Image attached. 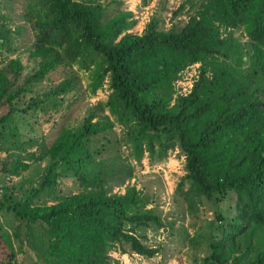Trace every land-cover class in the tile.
Segmentation results:
<instances>
[{
    "label": "trees",
    "instance_id": "16d2710c",
    "mask_svg": "<svg viewBox=\"0 0 264 264\" xmlns=\"http://www.w3.org/2000/svg\"><path fill=\"white\" fill-rule=\"evenodd\" d=\"M26 1L35 37L29 54L39 67L28 70L19 57L0 64V143L13 122L34 130L42 112L66 102L78 77L76 63L92 66L93 92L108 79L111 92L100 107L125 134L116 135L109 120H94L96 108L79 127L59 131L38 157L51 158L39 186L15 201L0 197V208L15 219L10 231L0 230V264H116L115 248L158 254L161 246L146 244L138 231H170L174 221H166L157 204L148 207L154 200L135 185L113 191L112 177L121 171L132 176L120 168L123 146L138 163L179 149L185 173L177 190L191 214L206 200L232 201L226 213L215 212L209 235L201 230L190 237L196 250L205 249L195 253L194 264H264V0H204L179 26L174 19L183 2L169 27L153 15L140 33L124 0ZM239 29L246 42L236 35ZM2 31L0 24L5 41ZM197 62L191 90L173 101V83ZM62 66L68 75L45 86ZM28 166L16 152L0 157L6 177ZM65 167L80 189L51 203L41 200ZM256 231L260 245L253 242Z\"/></svg>",
    "mask_w": 264,
    "mask_h": 264
},
{
    "label": "rangeland",
    "instance_id": "374dc122",
    "mask_svg": "<svg viewBox=\"0 0 264 264\" xmlns=\"http://www.w3.org/2000/svg\"><path fill=\"white\" fill-rule=\"evenodd\" d=\"M124 1L125 7L132 10L138 19L133 30L140 33L153 15L162 19L164 27H169L172 23V12L185 2V7L174 19L177 25H183L204 0H150L147 5H144L142 0ZM27 7L26 0H0V24L5 40H0V64L11 58L19 57L26 68L32 70L34 67L38 68L39 63L29 54V48L35 37L26 14ZM236 35L241 41H247V36L242 30H237ZM200 66V62L194 63L180 73L173 83V101L178 95L191 90L194 81L199 76ZM73 68L78 77L72 89L65 94L66 102L60 103L55 109H49L47 113L42 112V117L36 122L34 130H31L29 123L17 126L14 122L4 130L3 140L0 143V157L3 158L16 152L29 164L27 169L12 173L9 177L0 172V197L4 200L9 202L18 200L39 186L44 179L51 158L49 155L42 159L38 157L50 147L64 126L79 127L90 111L95 108L98 114L94 120H109L114 124L116 135L121 137L125 134L124 128L115 117L107 109L100 107V103L105 102L111 92L108 79H105L102 86L93 92L90 87L92 66L83 68L76 63ZM69 72V68L59 67L49 74L44 80V85L58 83ZM56 102H60L58 98ZM122 149L124 157L119 160L123 162L120 168L122 170L126 167L131 169L132 176L127 177V173L121 171L112 177L110 184L113 191L123 193L128 184L135 185L147 192L154 200L153 203L148 202L147 206L157 204L163 218L166 221H174V225L170 231L166 227L156 226L140 229L138 234L145 236L142 240L146 244L161 246L162 250L153 257H146L135 252L121 253L115 248L111 251V255L117 261L116 264H194L195 253L204 254L205 249L196 250L190 243V237L201 230H205L206 235H209L212 232L209 221L215 218V212L226 213L228 204L232 201L217 204L206 200L201 205L200 211L191 214L181 193L177 190V184L185 173V156L179 152V149L170 150L166 158L154 162H150L145 156L142 163L127 157L129 147L123 146ZM62 164L59 168L63 167ZM62 170L63 174L60 176L59 183L51 193L45 192L41 200L51 203L58 194H69L80 189L71 169L65 167ZM120 175L121 177L118 178L117 176ZM123 179H125L124 183H122ZM14 220L12 212L0 208V230L10 231ZM253 242L255 245L263 243L260 232H255Z\"/></svg>",
    "mask_w": 264,
    "mask_h": 264
},
{
    "label": "built area",
    "instance_id": "2783aa9c",
    "mask_svg": "<svg viewBox=\"0 0 264 264\" xmlns=\"http://www.w3.org/2000/svg\"><path fill=\"white\" fill-rule=\"evenodd\" d=\"M186 94V93H185Z\"/></svg>",
    "mask_w": 264,
    "mask_h": 264
}]
</instances>
